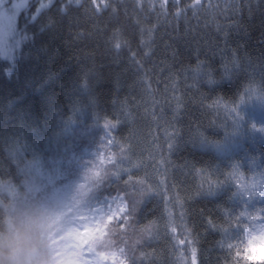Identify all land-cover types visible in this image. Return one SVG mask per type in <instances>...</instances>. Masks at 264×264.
<instances>
[{
	"label": "trees",
	"instance_id": "1",
	"mask_svg": "<svg viewBox=\"0 0 264 264\" xmlns=\"http://www.w3.org/2000/svg\"><path fill=\"white\" fill-rule=\"evenodd\" d=\"M17 27L0 183L121 195L101 251L127 264H264V0H55ZM105 126L92 174L71 157ZM11 207L0 196V224Z\"/></svg>",
	"mask_w": 264,
	"mask_h": 264
},
{
	"label": "clouds",
	"instance_id": "2",
	"mask_svg": "<svg viewBox=\"0 0 264 264\" xmlns=\"http://www.w3.org/2000/svg\"><path fill=\"white\" fill-rule=\"evenodd\" d=\"M38 192L30 175L20 186L0 183V196L12 201L0 224V264H99L97 253L113 243L99 230L112 208L98 207L97 194L80 190L78 181L58 196Z\"/></svg>",
	"mask_w": 264,
	"mask_h": 264
},
{
	"label": "rangeland",
	"instance_id": "3",
	"mask_svg": "<svg viewBox=\"0 0 264 264\" xmlns=\"http://www.w3.org/2000/svg\"><path fill=\"white\" fill-rule=\"evenodd\" d=\"M54 1L55 0H0V58L9 62L10 70L20 43L17 27L20 15L24 12L33 18L43 8L49 6ZM17 5L21 6L17 7ZM30 8H33V10L31 9L30 11ZM101 141L104 145L85 147L81 154L73 155L71 160L76 162L81 169L90 170L92 174L95 173L111 160V156L105 147V145L109 146L111 144V129L109 126L103 128ZM83 180V177L77 176L73 185L78 181L79 186L82 184ZM62 190L63 187L60 189V192ZM116 197H120V199L114 200L113 198ZM96 205L102 209L111 207L113 214L109 216L117 219H120L127 212V204L121 195H115L110 198L107 197L103 199V201L96 203ZM120 207L125 208L124 213L119 212ZM109 216H106L104 223L99 225V230L101 232L105 231V223L111 221L108 219ZM97 255L99 257V264H127V260L121 248L111 251H99ZM193 260L195 261V256ZM192 263L193 261L191 259V264Z\"/></svg>",
	"mask_w": 264,
	"mask_h": 264
},
{
	"label": "snow or ice",
	"instance_id": "4",
	"mask_svg": "<svg viewBox=\"0 0 264 264\" xmlns=\"http://www.w3.org/2000/svg\"><path fill=\"white\" fill-rule=\"evenodd\" d=\"M76 2L77 3H79V0H76ZM21 5H17V7H20ZM161 7H163V3L161 4ZM241 114L238 112V110H237V117H239ZM253 127H255V125H253ZM262 130H264V129H262ZM127 183V182H126ZM114 200L115 199H120V197H116V198H113ZM133 211H134V209H133ZM119 212L120 213H124L125 212V208L124 207H120V209H119ZM108 219L109 220H112L113 219V217L112 216H109L108 217ZM122 219H124L125 220V222H127L128 221V216L127 215H124L123 217H122Z\"/></svg>",
	"mask_w": 264,
	"mask_h": 264
}]
</instances>
